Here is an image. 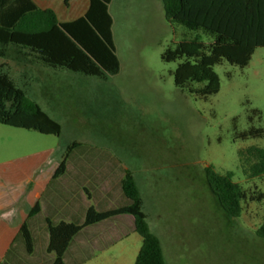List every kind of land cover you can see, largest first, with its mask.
Wrapping results in <instances>:
<instances>
[{
    "label": "rangeland",
    "instance_id": "374dc122",
    "mask_svg": "<svg viewBox=\"0 0 264 264\" xmlns=\"http://www.w3.org/2000/svg\"><path fill=\"white\" fill-rule=\"evenodd\" d=\"M110 13L120 70L106 79L56 70L24 49L0 45V66L61 125L57 136L0 124V164L67 153L73 143L80 147L74 153H118L137 171L148 223L167 264H264V239L256 235L264 199L231 218L205 176L208 166L232 172L243 188L264 194V176L250 178L242 160L246 149L264 148V137L236 138L249 129L252 109L262 113L255 126L264 128V48L245 68L215 66L220 91L202 99L175 86L172 73L182 61L167 63L162 54L182 41L209 44L210 35L168 22L162 0H114ZM58 16L70 21L76 15ZM134 235L110 251L91 250L92 261L133 264L142 244Z\"/></svg>",
    "mask_w": 264,
    "mask_h": 264
},
{
    "label": "trees",
    "instance_id": "16d2710c",
    "mask_svg": "<svg viewBox=\"0 0 264 264\" xmlns=\"http://www.w3.org/2000/svg\"><path fill=\"white\" fill-rule=\"evenodd\" d=\"M87 1L83 16L62 22L53 10L40 8L34 0H0V45L24 49L56 70L100 79L117 74L120 60L110 13L112 0ZM162 3L168 22L200 30L212 37L209 44L198 39L179 42L174 49L168 48L162 54V60L167 63L182 61L172 73L175 86L182 91L208 99L221 88L215 66L228 62L245 68L256 50L264 48V0H162ZM261 119L262 113L252 109L248 117L249 129L237 134L236 138H263L264 128L255 126V122ZM0 124L44 135L61 134V125L28 97L4 65L0 66ZM78 145L73 143L67 154ZM242 160L250 178L264 176V148L253 146L246 149L242 152ZM65 171L66 159L59 165L55 177ZM205 176L213 195L231 218H239L245 204L264 199L262 192L247 190L235 182L232 172L221 174L208 166ZM122 189L129 201L127 206L105 212L91 207L84 225L67 222L50 225L48 250L56 256L53 264H65L67 248L84 227L123 214L134 217L135 231L142 238L135 264H167L162 243L149 226L143 198L129 171ZM256 235L264 239V222L256 230ZM21 236L31 248L26 224L21 227Z\"/></svg>",
    "mask_w": 264,
    "mask_h": 264
},
{
    "label": "crops",
    "instance_id": "0c3cea01",
    "mask_svg": "<svg viewBox=\"0 0 264 264\" xmlns=\"http://www.w3.org/2000/svg\"><path fill=\"white\" fill-rule=\"evenodd\" d=\"M34 1L42 9L53 10L57 16L72 11L76 16L70 21L83 16L88 6L87 0ZM64 159L66 171L55 177ZM123 159L118 153L92 148L68 154L34 153L0 164V264H53L56 256L48 250L50 225L61 222L84 225L91 207L105 212L127 206L129 201L122 182L128 171L134 176L140 193L141 189L137 171H132ZM24 224L31 238V248L22 241ZM134 233H137L134 217L130 214L86 226L71 241L64 263L110 264L104 259L92 261L91 250L102 247L110 251L134 237Z\"/></svg>",
    "mask_w": 264,
    "mask_h": 264
}]
</instances>
